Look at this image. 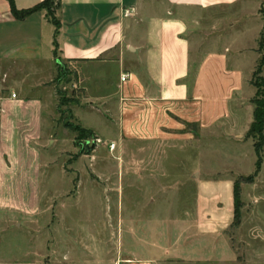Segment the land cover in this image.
Returning a JSON list of instances; mask_svg holds the SVG:
<instances>
[{
	"label": "crops",
	"instance_id": "obj_1",
	"mask_svg": "<svg viewBox=\"0 0 264 264\" xmlns=\"http://www.w3.org/2000/svg\"><path fill=\"white\" fill-rule=\"evenodd\" d=\"M43 1L13 3L17 10H29ZM51 1L59 23L56 57L55 27L46 10L17 20L9 1L0 0V216L9 211L35 220L39 195L55 191L46 173L45 149L57 141V95L50 85L57 60L67 69L78 66L79 88L89 105L107 104L116 119L124 115L134 143L163 140L167 134L161 127L175 122L170 112L181 119L176 124L192 125L207 141L205 157L223 162L209 175L232 171L247 177L229 162L242 157V148H253L246 133L255 89L246 97L242 91L253 87L252 73L261 58L264 0ZM125 10L131 15L123 17ZM244 59L254 67L249 75L241 69ZM122 74L129 79L121 82ZM236 179L197 180L193 211L169 225L174 229L166 252L177 257L215 252L218 238L233 222ZM130 219V226L140 222L135 214ZM152 239L138 238L141 248L162 253ZM156 256L144 264L155 263Z\"/></svg>",
	"mask_w": 264,
	"mask_h": 264
},
{
	"label": "rangeland",
	"instance_id": "obj_2",
	"mask_svg": "<svg viewBox=\"0 0 264 264\" xmlns=\"http://www.w3.org/2000/svg\"><path fill=\"white\" fill-rule=\"evenodd\" d=\"M243 61L247 64L241 69L249 75L254 67L249 59ZM77 68L69 65V74L58 78L57 72L50 83L55 91L72 99L61 107L63 114L56 112L57 141L45 149L49 151L46 173L55 191L39 195L35 220L9 211L0 216V264H144L154 254L153 264H264V152L257 177L250 184L240 183L238 218H233L224 237L218 238L215 252L177 257L165 251L174 229L169 225L193 211L197 180H234L239 175L232 171L209 175V170L223 162L205 157L202 152L209 147L207 141L197 137L192 125L179 126L181 119L170 112L178 124L161 127L167 134L163 140L134 143L123 114L116 119L107 104L85 101ZM252 93L251 86L242 91L244 97ZM66 123L97 133L88 129L92 136L76 139L64 127ZM241 150L242 157L235 161L230 155L233 161L229 164L249 176L255 170L256 157L252 147ZM132 214L140 221L135 227L129 225ZM133 227L135 233L131 234ZM144 237L154 238L152 243L164 251L142 249L138 238Z\"/></svg>",
	"mask_w": 264,
	"mask_h": 264
},
{
	"label": "trees",
	"instance_id": "obj_3",
	"mask_svg": "<svg viewBox=\"0 0 264 264\" xmlns=\"http://www.w3.org/2000/svg\"><path fill=\"white\" fill-rule=\"evenodd\" d=\"M11 12L13 16L17 20H23L28 15H30L33 12L39 11V10H46L47 15L55 27L54 35H53V55L56 57V50H57V42H56V35L58 33L59 29V23L56 21L54 17V12L52 9V1L51 0H44L42 3L36 5L32 9L29 10H17L14 6L13 0H8ZM262 12V11H261ZM263 21H264V12H262ZM261 54V58L259 60V63L255 67L250 84L255 89V95L253 99L251 100V103L254 107L253 109V120L249 127L248 132L246 133V138L251 139L253 142V149L256 157L255 161V170L253 174L247 176V177H238L234 181V187H233V199H234V218L237 219L239 215V209L241 206L240 201V183L250 184L253 182V180L256 178L258 173L261 170V166L263 163V151H264V77L262 76V73L264 71V25L262 28V31L260 33V37L258 40V50ZM57 72H58V78H63L65 75L69 74V71L67 68L62 64V61L57 60ZM56 95L58 96V105H57V113L59 116L63 114V111L61 110V107L72 101V99L66 98L65 95H63L59 90H56ZM64 127L71 132L75 134V138H86L88 136H92L93 133L81 127L80 125H76L73 123H66L64 124Z\"/></svg>",
	"mask_w": 264,
	"mask_h": 264
},
{
	"label": "built area",
	"instance_id": "obj_4",
	"mask_svg": "<svg viewBox=\"0 0 264 264\" xmlns=\"http://www.w3.org/2000/svg\"><path fill=\"white\" fill-rule=\"evenodd\" d=\"M131 13H132V10H125V11L123 12V17H128V16L131 15ZM128 79H129V75H127V74H122V75L120 76V81H121V82H125V81H127ZM11 97H12V98H15V95L12 94ZM109 147H110V148H113V147H114V144H110Z\"/></svg>",
	"mask_w": 264,
	"mask_h": 264
}]
</instances>
